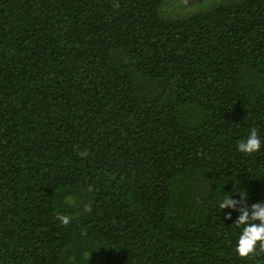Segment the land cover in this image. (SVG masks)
I'll return each mask as SVG.
<instances>
[{
    "label": "trees",
    "instance_id": "obj_1",
    "mask_svg": "<svg viewBox=\"0 0 264 264\" xmlns=\"http://www.w3.org/2000/svg\"><path fill=\"white\" fill-rule=\"evenodd\" d=\"M260 202L264 0H0V264H264Z\"/></svg>",
    "mask_w": 264,
    "mask_h": 264
},
{
    "label": "clouds",
    "instance_id": "obj_2",
    "mask_svg": "<svg viewBox=\"0 0 264 264\" xmlns=\"http://www.w3.org/2000/svg\"><path fill=\"white\" fill-rule=\"evenodd\" d=\"M261 139L255 128L251 129L250 134L246 140L238 142V150L241 153L253 154L260 151ZM242 196H246L245 193H240ZM66 202H72V197H66ZM239 202L234 200L231 195H227L223 199L219 207L226 209L231 207L237 208ZM241 215L237 218L234 226L242 229L239 235L238 242L235 248L236 253L241 258H248L253 255L264 254V202L254 203L251 205V214L247 206L239 209ZM62 225H68L71 221L66 215L59 214L56 217ZM228 219H231L229 214Z\"/></svg>",
    "mask_w": 264,
    "mask_h": 264
}]
</instances>
